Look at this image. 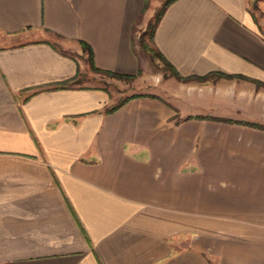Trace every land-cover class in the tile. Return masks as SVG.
Here are the masks:
<instances>
[{
  "label": "crops",
  "instance_id": "1",
  "mask_svg": "<svg viewBox=\"0 0 264 264\" xmlns=\"http://www.w3.org/2000/svg\"><path fill=\"white\" fill-rule=\"evenodd\" d=\"M164 1L0 0V264H264L253 82H180L111 113L100 86L45 88L86 67L81 40L143 75L135 36ZM253 1L173 0L155 45L184 77L264 81Z\"/></svg>",
  "mask_w": 264,
  "mask_h": 264
},
{
  "label": "rangeland",
  "instance_id": "2",
  "mask_svg": "<svg viewBox=\"0 0 264 264\" xmlns=\"http://www.w3.org/2000/svg\"><path fill=\"white\" fill-rule=\"evenodd\" d=\"M163 5V4H162ZM252 10L254 11V14L259 16V19L261 21V28L260 31L262 33V36L264 38V0H260L259 3L253 1L250 4ZM162 8V6L154 13V16L150 19L149 23L146 25V27L137 29V33L135 36L136 40V49L142 53L143 58L147 57L148 65L147 70L142 75H138L136 78H118L113 77L107 74H101L99 72L93 71L92 67L90 66V63L87 59V54L83 51V53L86 55V67L81 68L79 70V74L76 78V82H84L89 85L94 86H100L101 88H105L108 90L110 97H111V105H115L118 102L122 101L124 98L131 96V95H141V94H149L151 96H158V94L163 95L165 97L173 96L174 91L177 89V86L180 82L190 84V83H204L205 81H208L213 78H221L224 76H218V77H210L207 80H198L197 78H194V76L190 77H184L176 76L172 73V71L166 67V65L159 60V58L153 60L150 54L148 53V50L141 44V36L147 31V28L149 27V24L151 21L155 20V16L157 12ZM34 38L35 35H30ZM50 38L54 43L57 45L62 46V39L55 36L50 35ZM145 39L147 41V44L149 46H153L151 40L145 36ZM82 47V46H81ZM244 76V75H243ZM245 78L237 77L242 80L253 82L256 87L260 90H262V94L264 95V81H260L254 78H250L247 76H244ZM226 78H232V77H226ZM256 81H260L262 83L261 86H258ZM172 99V98H170ZM264 101V97L261 98ZM262 101V102H263ZM262 110V114L264 115V103L262 104V107L260 108Z\"/></svg>",
  "mask_w": 264,
  "mask_h": 264
},
{
  "label": "trees",
  "instance_id": "3",
  "mask_svg": "<svg viewBox=\"0 0 264 264\" xmlns=\"http://www.w3.org/2000/svg\"><path fill=\"white\" fill-rule=\"evenodd\" d=\"M173 0H165L163 2L162 8L157 12L156 16H155V20L151 21L149 24V27L147 28V31L141 36V44L148 50V53L150 54V56L152 57L153 60L159 58V60H161L167 68H169L172 73L176 76H180L178 71L175 69V67L164 57V55L158 50V48L155 45V32L157 29V26L166 10V8L169 6V4L172 2ZM147 35V37L149 38V40H151L153 46H149V44H147V41L145 39V36ZM80 44L82 46L83 51L87 54V59L88 62L90 63V66L92 67L93 71L95 72H99L101 74H107L113 77H118V78H131L134 79L136 78L138 75H141L142 73V69H139L138 73L135 75H128V74H121V73H117L111 70H106V69H102L100 67H98L96 65L95 62V57H94V51L93 48L91 47V45L89 43H87L86 41L81 40ZM54 47H57L54 45ZM61 51H63L62 49H60ZM68 53V52H67ZM79 74V68L78 71L76 73V76L70 80H66L60 83H56L53 86L50 87H45V88H67L70 87L73 83L76 82V78ZM220 77V76H224V77H241V78H245L243 75H228L222 72H212L209 73L207 75L204 76H194V78H197L198 80H207L210 77ZM258 86H261L262 83L260 81H256ZM40 88H44V87H40ZM137 95H131L128 96L126 98H124L122 101L118 102L115 105H112L108 108L105 109V111L107 113H111L116 111L117 109H119L125 102H127L129 99L135 97ZM198 117H204V116H198Z\"/></svg>",
  "mask_w": 264,
  "mask_h": 264
}]
</instances>
